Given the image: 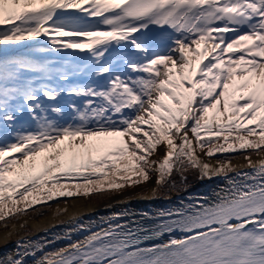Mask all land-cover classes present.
Segmentation results:
<instances>
[{
  "label": "snow or ice",
  "instance_id": "1",
  "mask_svg": "<svg viewBox=\"0 0 264 264\" xmlns=\"http://www.w3.org/2000/svg\"><path fill=\"white\" fill-rule=\"evenodd\" d=\"M189 170L224 183L36 264H264V0H0V221Z\"/></svg>",
  "mask_w": 264,
  "mask_h": 264
},
{
  "label": "bare ground",
  "instance_id": "2",
  "mask_svg": "<svg viewBox=\"0 0 264 264\" xmlns=\"http://www.w3.org/2000/svg\"><path fill=\"white\" fill-rule=\"evenodd\" d=\"M164 155L163 147L157 152L156 156L153 158H161ZM201 159L205 160L208 163H211L213 166L216 165L217 158L209 159L204 155H200ZM261 157L257 155H252V160L258 161ZM240 164H247V161L244 158H239L237 160ZM240 170H249L246 167ZM230 175H234L231 173ZM156 176H154L155 183ZM210 185L201 186L198 190L192 191L188 195H174L171 198L165 200L161 198H153L152 195H141L136 192L133 195H125V196H117L114 199H111L102 205H98L83 195L72 198L67 204L62 205V207L66 210L67 217L64 220L65 223L60 226L55 217L57 206L54 204L53 207L46 210L41 215L34 217L31 219L32 226L34 227L33 234L29 236H33L31 240L24 241L25 237H20L16 240V245L13 248H9L8 246L1 247L0 249V264H7L8 257L19 258L17 253H22L25 248L23 245H28L29 243H44L46 241H51L47 246L43 249V252H37L36 257L27 256L24 258V264H36V260L39 259L44 253L53 252L59 250L69 243L72 240H79L83 236L88 235L87 232H79L72 236V240H68L64 238V234L68 232L71 228H73L76 224H90L93 222L99 223L101 218H106L114 213H127L120 220L114 221V223H123L126 220L128 213H131L133 210L137 208H143L141 213H146V210H154L157 211L162 208H168L173 205H176L179 200L186 199L189 195L199 196V195H209L213 188L217 185H220V182L223 184L224 181L216 177ZM218 181V182H217ZM150 205H158V207L152 208ZM21 222V218L16 219V221H11L9 226L6 228L0 227V242L5 244L6 241L12 235L11 233L17 230L18 224ZM106 226V225H105ZM93 231L96 228L92 229ZM59 237V239H57ZM167 239V237H165ZM158 242V241H157Z\"/></svg>",
  "mask_w": 264,
  "mask_h": 264
},
{
  "label": "trees",
  "instance_id": "3",
  "mask_svg": "<svg viewBox=\"0 0 264 264\" xmlns=\"http://www.w3.org/2000/svg\"><path fill=\"white\" fill-rule=\"evenodd\" d=\"M233 157L236 156H243L240 153H235V154H231ZM187 182L186 183H182L180 180V176L178 173H174L173 179L176 181L177 183V187L174 188L176 189L178 192L180 191H184L186 189H191V187H195L196 185L200 184V182L202 181L201 179L198 178V173L195 172L194 170H189L187 173ZM154 174H152V178H153ZM151 178V180H152ZM151 180L148 181L147 183H142L140 185L134 186V187H126L122 190L119 191H113V192H105V193H99V194H92L90 195V198H92L94 201L101 203L104 200L108 199V198H114V196L119 195L125 191H139L141 193H146L147 191L150 190V186H151ZM171 189H164V190H160L157 191L156 194L158 195H163V196H168L170 193ZM63 201H66L68 198H61ZM52 206L51 202H48L45 205H36L35 206V211L30 210L28 212V216L30 217H36L38 215L43 214L44 212H46V210H48L50 207ZM22 217V216H18V217H14V218H9L6 221H0V227H4L6 225H8V222L10 220H16L17 218ZM31 228V224L29 223V221L24 222L22 226L19 228V231H28Z\"/></svg>",
  "mask_w": 264,
  "mask_h": 264
},
{
  "label": "rangeland",
  "instance_id": "4",
  "mask_svg": "<svg viewBox=\"0 0 264 264\" xmlns=\"http://www.w3.org/2000/svg\"><path fill=\"white\" fill-rule=\"evenodd\" d=\"M199 155H203V154H199ZM162 158V157H161ZM242 159V158H241ZM237 160H239V158H233V160H232V164L233 163H236V164H238V167H237V169H244V167H246L247 166V164H240ZM231 174V173H230ZM218 182V181H217ZM151 187H150V190L152 191V189H154V188H156V184L154 183V180L152 179V182H151ZM220 184H222L221 182H220ZM136 192H137V190L136 191H127V192H125V194H122V195H118V196H125V195H133V194H136ZM139 193V192H138ZM149 192H147V193H144V194H142V195H147ZM141 194V193H140ZM115 197H117V196H115ZM87 198H89L90 200H91V198H90V196H87ZM72 199V198H71ZM114 199V198H113ZM69 201H67V202H64V203H61V202H59V203H55V205L57 206V209H56V213H55V217L57 218V221H58V223L60 224V226L62 225V224H64L65 223V219H66V217H67V213H66V210L62 207V205H64V204H67ZM91 202H94L93 200H91ZM22 218H24V222H27V220L29 221V223H30V221H31V218H28V217H22ZM22 224H23V222L21 223H19L18 224V228H17V231L15 230V231H13L11 234V236H10V238L6 241V243L5 244H3V243H1L0 242V246H8L9 248H13V247H15V246H17L16 245V240L18 239V238H20V237H25V239H24V241L26 242V241H28V240H31L32 238H33V236H29V235H31V234H33L32 232H34L35 230H34V227L32 226L31 227V229L30 230H28V233H19V228L22 226ZM31 224V223H30ZM7 226V225H6ZM6 226H4V227H6ZM1 250V249H0ZM0 256H1V253H0Z\"/></svg>",
  "mask_w": 264,
  "mask_h": 264
},
{
  "label": "water",
  "instance_id": "5",
  "mask_svg": "<svg viewBox=\"0 0 264 264\" xmlns=\"http://www.w3.org/2000/svg\"><path fill=\"white\" fill-rule=\"evenodd\" d=\"M186 194H189V193H186Z\"/></svg>",
  "mask_w": 264,
  "mask_h": 264
}]
</instances>
